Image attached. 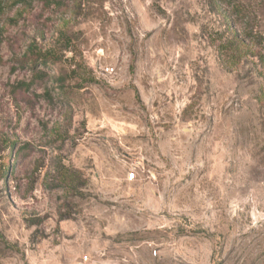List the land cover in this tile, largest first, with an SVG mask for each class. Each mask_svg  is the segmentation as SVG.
<instances>
[{
	"label": "rangeland",
	"instance_id": "1",
	"mask_svg": "<svg viewBox=\"0 0 264 264\" xmlns=\"http://www.w3.org/2000/svg\"><path fill=\"white\" fill-rule=\"evenodd\" d=\"M0 264H264V0H0Z\"/></svg>",
	"mask_w": 264,
	"mask_h": 264
},
{
	"label": "trees",
	"instance_id": "2",
	"mask_svg": "<svg viewBox=\"0 0 264 264\" xmlns=\"http://www.w3.org/2000/svg\"><path fill=\"white\" fill-rule=\"evenodd\" d=\"M40 61V65L41 64H45V61H43V60H39ZM7 168H8V165H6L3 169H2V172H5L6 170H7Z\"/></svg>",
	"mask_w": 264,
	"mask_h": 264
},
{
	"label": "built area",
	"instance_id": "3",
	"mask_svg": "<svg viewBox=\"0 0 264 264\" xmlns=\"http://www.w3.org/2000/svg\"><path fill=\"white\" fill-rule=\"evenodd\" d=\"M106 71H112V68H106Z\"/></svg>",
	"mask_w": 264,
	"mask_h": 264
}]
</instances>
